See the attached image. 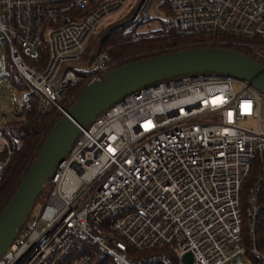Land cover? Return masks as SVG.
<instances>
[{
    "label": "built area",
    "instance_id": "2783aa9c",
    "mask_svg": "<svg viewBox=\"0 0 264 264\" xmlns=\"http://www.w3.org/2000/svg\"><path fill=\"white\" fill-rule=\"evenodd\" d=\"M168 1L178 37L191 40L181 47L264 39V0ZM128 2L0 0V45L39 114L65 115L83 89L122 61L99 51L85 67H63L81 60L92 34ZM42 48L48 60L40 70L32 62ZM11 104L23 110L17 94ZM18 142L0 124V148L6 149L0 176ZM45 188L47 201L0 264H87L89 255L96 256L92 264L100 258L109 264H237L247 257L243 193L251 256L264 264L255 245L264 192V95L246 81L214 74L143 88L82 130ZM75 248L87 254L71 260ZM158 248L165 251L153 252ZM246 263L256 264L250 257Z\"/></svg>",
    "mask_w": 264,
    "mask_h": 264
},
{
    "label": "water",
    "instance_id": "95a60500",
    "mask_svg": "<svg viewBox=\"0 0 264 264\" xmlns=\"http://www.w3.org/2000/svg\"><path fill=\"white\" fill-rule=\"evenodd\" d=\"M214 74L248 82L264 95V66L227 48L198 47L126 63L81 91L52 126L38 157L0 212V258L24 228L34 205L74 143L106 110L143 88L183 76Z\"/></svg>",
    "mask_w": 264,
    "mask_h": 264
},
{
    "label": "trees",
    "instance_id": "16d2710c",
    "mask_svg": "<svg viewBox=\"0 0 264 264\" xmlns=\"http://www.w3.org/2000/svg\"><path fill=\"white\" fill-rule=\"evenodd\" d=\"M167 7H164L166 15L169 20L161 22V28L151 32L150 35L146 34H135L133 29L127 31V24L132 26L131 21L128 23L119 24L114 28H110L106 33H103L98 38L97 50L93 52L92 56L97 52L105 49L107 53L113 59L122 60L118 66L135 62L141 59L154 57L164 53H171L179 50L191 49L192 47H181L182 44L188 43L186 39H180L176 32V27L172 21V12L169 7V1L164 2ZM162 8V6H161ZM195 40V39H193ZM218 48H227L230 50L237 51L248 57L259 62L264 66V39H232L225 38L218 41H214L207 45ZM169 47L170 50L164 51L165 48ZM197 47V48H198ZM158 51V52H155ZM48 60V53L46 48H42L41 57L36 62H32L38 69H44ZM6 74L5 78L9 86L16 92H21L23 110L18 112L14 117V120H10L3 124L2 130L5 132L8 130L9 135L18 140V144L14 146L13 155L8 163V166L2 176H0V212L8 204L13 194L16 192L18 186L21 183L24 175L28 171L31 164L38 157L41 146L47 137L48 132L54 125V123L60 118L56 116L53 118L54 112H48L45 114H39L37 111V100L28 91L27 87L18 79L15 68L13 67L10 59L6 61ZM28 92V93H27ZM70 106H68V109ZM53 118V119H52ZM6 156V149L0 148V160ZM250 182V179L249 181ZM45 190V189H44ZM43 193L40 195L37 202L40 201ZM45 200V199H44ZM260 207L261 213L257 219V226L255 230V245L256 247L264 252V236H263V218H264V192L260 195ZM25 227V226H24ZM23 230V229H22ZM22 233V231H21ZM249 239L247 230H242V241L243 239ZM165 251L164 248L155 249L153 252ZM87 254L86 251H80L77 248L73 250L69 258L71 260L84 256ZM146 253H139V255ZM246 254L254 260L257 264V260L251 256L250 250H247ZM87 264H92L96 256L89 255ZM97 264H109L108 260L104 258L97 259Z\"/></svg>",
    "mask_w": 264,
    "mask_h": 264
},
{
    "label": "rangeland",
    "instance_id": "374dc122",
    "mask_svg": "<svg viewBox=\"0 0 264 264\" xmlns=\"http://www.w3.org/2000/svg\"><path fill=\"white\" fill-rule=\"evenodd\" d=\"M165 0H129L127 5L124 7V9L113 15L111 18L106 20L99 29L92 34L90 39L88 40L86 51L84 55L82 56L81 60L78 62H72L67 63L63 65V67L70 65L72 67H85L89 64L91 55L94 51H96L97 44H98V38L101 34L106 33L110 28H114L118 26L119 24L128 23L129 21L133 22L132 26L127 24V31H131L133 29V32L135 34H146L150 35L151 32L158 30L161 28V22L169 20L168 16L166 15L165 11L163 10L164 7H167L164 3ZM162 6V8H161ZM165 9V8H164ZM107 52L105 49L101 50ZM2 55H5L7 60L9 58V55L7 53V50L3 48L0 45V124L5 125L6 122L10 120H14V117L18 112L14 111L13 106L11 104L12 98L14 94H17L19 97H22L24 94L21 92H15L3 79L2 75L4 71L6 70V62L1 60ZM113 59V58H112ZM119 60V59H114ZM28 93V92H27ZM2 126V125H1ZM248 127L255 129L254 123L247 124ZM48 188H45L43 191V195L40 199V201L37 202V205L31 212L30 217L35 214L37 210L41 208V206L47 201L48 199ZM45 199V200H44ZM242 210L241 216L243 217V224H242V230H246V222H245V216H246V195L243 193L242 195ZM29 219L27 220L25 226L28 224ZM243 246L246 248V250H250L252 248V244L248 241V239H243L242 242ZM149 253H146L144 255H139L137 253V257H147ZM247 257L241 259L240 262L237 264H247ZM111 264V263H110ZM226 264H234L233 262H229Z\"/></svg>",
    "mask_w": 264,
    "mask_h": 264
}]
</instances>
